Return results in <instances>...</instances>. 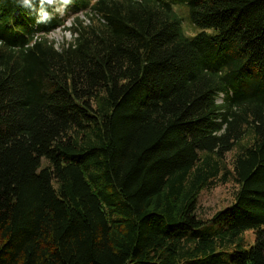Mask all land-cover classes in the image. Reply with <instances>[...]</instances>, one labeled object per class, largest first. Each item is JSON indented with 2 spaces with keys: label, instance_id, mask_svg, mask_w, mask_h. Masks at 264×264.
Masks as SVG:
<instances>
[{
  "label": "trees",
  "instance_id": "trees-1",
  "mask_svg": "<svg viewBox=\"0 0 264 264\" xmlns=\"http://www.w3.org/2000/svg\"><path fill=\"white\" fill-rule=\"evenodd\" d=\"M0 264H264V0H0Z\"/></svg>",
  "mask_w": 264,
  "mask_h": 264
},
{
  "label": "rangeland",
  "instance_id": "rangeland-1",
  "mask_svg": "<svg viewBox=\"0 0 264 264\" xmlns=\"http://www.w3.org/2000/svg\"><path fill=\"white\" fill-rule=\"evenodd\" d=\"M175 10H177L181 17L184 18L183 28L185 32L196 33L199 30L191 25L188 19L186 7L175 6ZM78 15L86 25L91 23L90 21L88 22V19L90 20V16L87 13H78ZM67 19L68 21L66 22V26H72L74 16L71 15ZM67 27L57 28L45 34V37L51 40L55 46L60 47L61 45L71 41L75 36V32L71 31ZM233 155L234 151L230 152L227 155V159L230 160ZM230 178L231 179L227 182L222 181L221 178H217L213 186L202 189L198 197V214L201 217H210L216 211L224 208L234 200L239 189V185L234 179H232V176H230ZM244 236L248 243H253L255 240L254 230L247 231Z\"/></svg>",
  "mask_w": 264,
  "mask_h": 264
},
{
  "label": "clouds",
  "instance_id": "clouds-1",
  "mask_svg": "<svg viewBox=\"0 0 264 264\" xmlns=\"http://www.w3.org/2000/svg\"><path fill=\"white\" fill-rule=\"evenodd\" d=\"M42 2H43V0H42ZM48 2H49V3H51V2H52V0H48Z\"/></svg>",
  "mask_w": 264,
  "mask_h": 264
}]
</instances>
